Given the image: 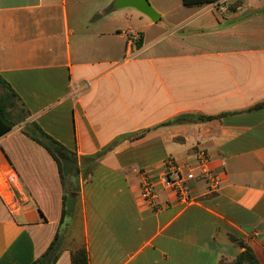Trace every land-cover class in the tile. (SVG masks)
<instances>
[{
	"label": "crops",
	"instance_id": "obj_1",
	"mask_svg": "<svg viewBox=\"0 0 264 264\" xmlns=\"http://www.w3.org/2000/svg\"><path fill=\"white\" fill-rule=\"evenodd\" d=\"M116 1L0 0V77L24 105L11 111L22 122L0 137V264H36L58 234L56 264H72L82 241L90 264H220L245 251L230 237L264 264V107L255 109L264 103V0L183 3L177 13L154 4L156 22ZM184 114L225 115L162 126ZM32 123L79 158L115 145L79 179L65 221L66 189L52 156L25 134ZM199 151L224 179L219 193L199 182L192 205L163 192L171 205L149 208L140 170L157 174Z\"/></svg>",
	"mask_w": 264,
	"mask_h": 264
},
{
	"label": "trees",
	"instance_id": "obj_2",
	"mask_svg": "<svg viewBox=\"0 0 264 264\" xmlns=\"http://www.w3.org/2000/svg\"><path fill=\"white\" fill-rule=\"evenodd\" d=\"M220 1L222 0H183V3L185 6L194 7L218 4ZM137 47H142L140 37L139 41L137 42ZM0 87L4 89L3 92H0V137H2L11 132L19 123L22 122L15 120L11 111L19 104H21V106L24 105L22 104L19 96L2 77H0ZM262 107H264V103L257 106L255 109ZM24 113L27 115L26 111H24ZM224 115L212 117L205 115L184 114L163 124L162 126L180 125L190 122H208L217 118L220 119ZM24 132L32 140L43 146L52 156L58 166L60 178L67 193L64 199L62 219V221H65V219L75 211L80 193L79 179H82L83 182H87L100 162L107 156L109 152L113 150L115 145L95 156L79 158L75 152L70 151L62 143L47 134L36 123H32L30 127L24 130ZM148 132L149 130L143 132L142 134L133 136L131 140H140L144 138ZM65 231H68L67 226ZM60 238L61 235L59 236L58 234L54 243L50 246L46 254L36 264H56L58 262L62 252ZM230 240L241 248H245V251L242 252L234 261L227 262L222 260L220 264H260L252 249L248 248L243 242L234 237H230ZM72 264H90L89 251L85 241H82L81 244H79L72 251Z\"/></svg>",
	"mask_w": 264,
	"mask_h": 264
},
{
	"label": "built area",
	"instance_id": "obj_3",
	"mask_svg": "<svg viewBox=\"0 0 264 264\" xmlns=\"http://www.w3.org/2000/svg\"><path fill=\"white\" fill-rule=\"evenodd\" d=\"M139 36L133 35L131 43H137ZM212 159L206 151L195 154L194 162H180L170 158L163 170L157 174L149 169L140 170L141 199L154 211H161L171 205L162 201V193L171 194L177 204L188 207L195 202L192 192L199 182L205 183L210 194H218L224 179L212 170Z\"/></svg>",
	"mask_w": 264,
	"mask_h": 264
},
{
	"label": "water",
	"instance_id": "obj_4",
	"mask_svg": "<svg viewBox=\"0 0 264 264\" xmlns=\"http://www.w3.org/2000/svg\"><path fill=\"white\" fill-rule=\"evenodd\" d=\"M116 9L134 8L148 16L152 21L159 19V14L155 11L149 0H117L114 4Z\"/></svg>",
	"mask_w": 264,
	"mask_h": 264
},
{
	"label": "rangeland",
	"instance_id": "obj_5",
	"mask_svg": "<svg viewBox=\"0 0 264 264\" xmlns=\"http://www.w3.org/2000/svg\"><path fill=\"white\" fill-rule=\"evenodd\" d=\"M149 2L152 6L155 4L158 10L167 11L169 13H177V11L183 9L182 0H149ZM72 232L76 237H80L81 233H79V230L74 231L73 229Z\"/></svg>",
	"mask_w": 264,
	"mask_h": 264
}]
</instances>
